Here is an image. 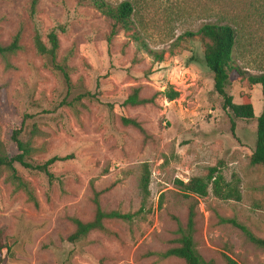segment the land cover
<instances>
[{"label": "rangeland", "instance_id": "obj_1", "mask_svg": "<svg viewBox=\"0 0 264 264\" xmlns=\"http://www.w3.org/2000/svg\"><path fill=\"white\" fill-rule=\"evenodd\" d=\"M130 1L132 28L111 45V22L82 0H41L36 26L44 41L52 30L67 59L71 85L36 54L29 0H0V43L8 45L25 25L23 50L0 57V139L13 157L12 134L31 140L35 164L53 157V180L16 165L32 183L40 207L14 192L0 171V225L5 228L4 264H183L165 253L177 247L179 227L187 225L194 199L184 197L177 181L204 177L220 166L228 182L239 180L242 200L222 201L212 193L197 199L195 243L206 261L264 264V250L251 242L235 220L264 240V166H253L257 118L264 109L262 86L237 78L227 88L235 104L251 98L256 119L234 118L223 109L213 74L204 63L200 39L177 42L206 23L230 24L236 32L233 59L248 76L264 75V0H106ZM138 38V39H137ZM165 51L158 63L144 46ZM173 86L179 99L158 96L154 105L123 107L135 88L152 98ZM136 118L145 129L122 124ZM147 164L149 194L141 188ZM105 191V212L132 214L131 221L105 222L110 235L93 232L78 244L70 218L90 221L94 192Z\"/></svg>", "mask_w": 264, "mask_h": 264}, {"label": "trees", "instance_id": "obj_2", "mask_svg": "<svg viewBox=\"0 0 264 264\" xmlns=\"http://www.w3.org/2000/svg\"><path fill=\"white\" fill-rule=\"evenodd\" d=\"M91 6L96 12L111 22V30L106 40L109 45L113 39L122 31H130L132 28V16L134 6L130 1H125L118 6H113L106 0H82ZM41 0H29L27 15L28 20L33 26V46L36 54L44 58L54 71L61 74L68 86L71 85V68L68 66L67 59L59 60V52L61 48L58 32L52 30L46 36L44 41L38 27L36 19L39 15V6ZM25 25L20 24L8 45L0 43V57L3 58L8 69L13 68L9 63V59L16 56L23 50L22 41L25 33ZM138 39V38H137ZM200 39L204 44V63L213 74L214 90L223 99V109L230 112L236 119L253 120L256 119L254 107L251 98L247 95L243 97L242 104H235L233 97L227 92V88L237 78L246 80L251 86H262L264 100V75L248 76L247 73L234 63L233 54L236 46V32L230 24L223 23H206L201 26L197 32H187L177 39V42L185 40ZM147 53L155 58L158 63H162L165 58V51L157 52L151 50L148 46H144ZM141 89L135 88L133 92L126 98L123 107L138 108L148 105H154L158 96L164 97L167 101L173 102L180 97V92L175 90L173 86H169L164 92L157 93L152 98H143L140 95ZM123 126L132 127L143 135L145 129L136 118L122 117ZM22 130H16L12 134V141L18 148V154L10 157L5 153L3 142L0 139V171L4 170L8 173L7 181L14 187V192L23 193L27 202L36 209L40 207L39 200L36 196L35 188L32 183L20 175L16 165H20L23 169L38 171L45 174L51 181L54 175L50 168L56 162L65 161L68 158L53 157L42 164H35L32 160L34 148L31 140L22 139ZM253 166H264V109L257 118V129L255 139V149L250 158ZM151 182V174L147 164H144V171L141 177V188L147 196L149 194V186ZM177 186L182 191L185 198L194 199V203L189 205L187 225L185 228L179 227L181 237L176 240L177 247L169 249L165 253V257H174L183 264H215L214 261H206L198 252L195 243L196 219L198 200L207 198L210 193L222 201L242 200L239 188V180L228 182L224 172L220 166L210 167L204 177H194L188 182L177 181ZM105 191L94 192L93 204L95 206L94 216L90 221H83L79 218H70L74 231L67 237V242L78 244L88 238L93 232H100L110 235L111 232L106 228L105 222L108 220L131 221L132 214H122L118 211L105 212L100 204V197ZM239 227L257 247L264 250V240L255 237L246 227L239 225L235 220H224ZM5 228L0 225V264H4L5 255ZM228 264H238L233 259L226 257Z\"/></svg>", "mask_w": 264, "mask_h": 264}]
</instances>
